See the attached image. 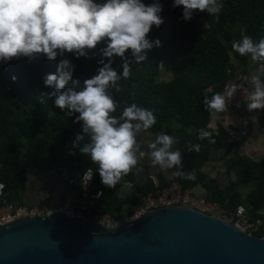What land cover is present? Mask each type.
Returning <instances> with one entry per match:
<instances>
[{
	"label": "trees",
	"instance_id": "trees-1",
	"mask_svg": "<svg viewBox=\"0 0 264 264\" xmlns=\"http://www.w3.org/2000/svg\"><path fill=\"white\" fill-rule=\"evenodd\" d=\"M143 2L150 4L154 0ZM159 2L163 8L160 15L165 22L159 28L153 26L149 38L153 41L159 39L161 46L154 45L148 52L147 60L139 64L128 54L131 75L119 81L121 92L113 91L114 98L119 102L114 115L119 116L123 107L132 102L151 109L156 116V124L148 131L154 135L165 132L181 141L186 154L181 170L194 172L196 178H181L178 182L185 189L195 190L205 182L202 169L214 149L231 148L230 134L225 130H221L216 137L212 135L210 139L214 143L210 139H199L200 130H206L214 118L203 104L204 97L222 93L230 78V53L225 40L232 39L235 29L242 30L257 42L264 38V0H221L224 7L218 19L197 10L190 20L182 18L183 6L173 7V0ZM206 23L208 26L205 28ZM103 46L98 45L94 55L89 53L92 58H76L74 54L65 53L64 57L58 56L56 60L41 56L31 62L23 57L7 63L0 62V162L3 163L0 165V183L5 185V196L9 202L19 200L23 204L22 195L28 182L26 173L38 168L55 171L72 190L80 186L83 173L94 165V188L104 192L97 212L110 213L116 218L124 213V201L117 192V187L123 182H131L130 189L142 193L157 192L176 182L160 179L158 184L152 181L143 187L132 171L115 188L104 186L97 165L79 151V147L88 142V137L79 141L77 148L72 145L76 135L82 132L81 124L74 122L78 113L68 116L53 107L52 99L46 97L44 103L38 99L40 92L54 90L44 85L43 77L54 73L63 58L75 65L73 79L80 78L83 82L97 74L98 67L102 66L98 64L102 58L98 49ZM161 62L163 66H159ZM112 66L118 73L123 71L119 57L114 58ZM166 69L172 74L169 80L163 78ZM13 76L17 78L15 81ZM70 85L71 82L67 86ZM260 123L264 130V112ZM187 128L193 130L186 131ZM192 144H199L200 151L190 152L188 146ZM50 146H53L52 161L46 165L45 154ZM235 161L243 166L248 180L255 183V189L245 201L258 209L264 203V161L247 162L241 158ZM206 185L211 192L208 196L210 201L227 209L240 205L236 194L222 191L217 182ZM40 204L51 208L59 205L52 199ZM2 205L0 198V207Z\"/></svg>",
	"mask_w": 264,
	"mask_h": 264
},
{
	"label": "clouds",
	"instance_id": "clouds-1",
	"mask_svg": "<svg viewBox=\"0 0 264 264\" xmlns=\"http://www.w3.org/2000/svg\"><path fill=\"white\" fill-rule=\"evenodd\" d=\"M178 6H183L184 20H190L197 10L218 19L224 7L221 0H173V7ZM162 10L159 0L150 4L143 0H0V62L22 57L31 62L41 56L56 60L65 53L76 58H92L89 53L94 55L98 45H105L98 49L102 57L98 64L102 66L97 74L83 82L80 78L73 79L75 65L63 58L54 73L43 77L44 85L54 90L40 92L38 99L41 103L46 97L52 99L53 107L68 116L78 113L74 122L81 124L82 132L76 135L72 145L77 148L78 142L88 137L79 151L97 165L101 183L108 188H115L145 158L162 171L175 169L174 177L196 178L194 172L181 170L182 152L173 150L178 138L159 132L147 143V150L142 149L138 137L156 124L151 109L132 102L123 107L119 116L114 115L119 102L113 91L121 92L119 81L131 75L128 54L139 64L147 60L154 45L161 46V41L151 40L149 33L153 26L159 28L165 22L160 15ZM231 48L240 56H250L253 62L260 63L250 76L254 90L247 97L246 107L249 112L264 109V38L257 42L244 35L241 40L233 41ZM115 57L121 58L122 72L118 73L112 66ZM69 82L71 85L67 86ZM237 89V85H231L226 95L217 92L210 98L205 96V108L211 115L225 112ZM132 95L135 96V91ZM211 137V132L200 130L199 139ZM210 142L215 141L210 139ZM188 150L199 152L200 145H189ZM125 183L132 187L131 182Z\"/></svg>",
	"mask_w": 264,
	"mask_h": 264
},
{
	"label": "water",
	"instance_id": "water-1",
	"mask_svg": "<svg viewBox=\"0 0 264 264\" xmlns=\"http://www.w3.org/2000/svg\"><path fill=\"white\" fill-rule=\"evenodd\" d=\"M51 214L0 226V264H264V238L187 207L114 229Z\"/></svg>",
	"mask_w": 264,
	"mask_h": 264
},
{
	"label": "crops",
	"instance_id": "crops-1",
	"mask_svg": "<svg viewBox=\"0 0 264 264\" xmlns=\"http://www.w3.org/2000/svg\"><path fill=\"white\" fill-rule=\"evenodd\" d=\"M244 35H246L244 32L242 33L241 30L235 29L232 39L225 41V43L230 53L229 70L236 75L241 85H249L250 76L257 71L260 63L253 62L250 56H240L231 48L232 42L241 40ZM168 74H171V71L166 69L163 77L165 80H169L172 77V74L171 76ZM261 117V112L257 110L249 112L246 108L242 111L231 109L222 116L213 118L210 124L212 127L208 126L206 131L211 132L214 137L218 136L221 130L228 132L230 134L231 148L214 149L210 160L202 169L206 183L203 182L195 188L199 196L208 197L210 195V189L206 184L213 181L218 183L222 191L229 190L230 194H236L240 200L239 206H243L242 203L246 202L245 200L251 195L252 189H255V183L252 180L251 182L248 180L247 175L243 172V166L235 163V159L241 158L247 162L264 161V130L261 128ZM192 130L193 128L186 129V131L190 132ZM234 131L235 135L237 132V136L233 135ZM154 139L155 135L149 131L141 133L138 137L143 150H147V143ZM176 149L182 152L183 163L186 160V154L180 140L179 143L173 145V150ZM139 168H142L143 171H139ZM174 170L162 171L158 167H153L150 161L145 158L140 162L138 168L133 171L136 174L137 182L144 187L152 181L160 182V179L170 182L179 181L181 178L172 176ZM45 172L47 171L31 172L30 177L27 179L26 191L22 195V205H36L48 199L60 204L65 200L70 189L59 179L55 171H52L49 175H46ZM43 174L45 177H41ZM119 197L124 201L123 210L131 206L132 199L130 200L129 197L123 195ZM248 206L251 205L248 203ZM233 209L228 208V210Z\"/></svg>",
	"mask_w": 264,
	"mask_h": 264
},
{
	"label": "built area",
	"instance_id": "built-area-1",
	"mask_svg": "<svg viewBox=\"0 0 264 264\" xmlns=\"http://www.w3.org/2000/svg\"><path fill=\"white\" fill-rule=\"evenodd\" d=\"M228 74L230 78L226 82L222 94L226 95V89L231 85H237L238 89L228 101L227 110L214 115L216 118L231 109H246L247 97L254 90L251 83L241 85L231 70ZM257 111L262 113L264 109ZM90 175L92 177L89 180ZM94 182L95 170L88 168L82 175L80 186L70 190L65 200L53 208L40 204L18 205L9 202L5 196V185L0 183L3 186L0 188V198L3 201V205L0 207V226L12 223L24 216L50 215L57 211L73 219L89 221L96 226L116 228V226L119 227L129 223L135 220V217H141L151 210L187 207L214 217H221L249 236L264 238V203L258 209L252 206H248V208L237 206L233 210H228L217 202L210 201L208 197L199 196L195 190L185 189L181 182L176 181L171 186L157 192H135L130 208L116 218L110 213L97 212L104 192L102 189H95Z\"/></svg>",
	"mask_w": 264,
	"mask_h": 264
},
{
	"label": "rangeland",
	"instance_id": "rangeland-1",
	"mask_svg": "<svg viewBox=\"0 0 264 264\" xmlns=\"http://www.w3.org/2000/svg\"><path fill=\"white\" fill-rule=\"evenodd\" d=\"M241 32L243 33V31L241 30ZM225 41H227V40H225ZM168 75H170L171 76V74H168ZM166 77H167V75H166ZM167 80V79H166ZM82 143V142H81ZM53 151V146H50V149H49V151L45 154V160H46V165H49V163L52 161V159H51V156H52V152ZM87 157V156H86ZM89 160H90V158L89 157H87ZM1 164H3L2 162H0V165ZM91 168H93L94 170H95V166L94 165H91ZM33 171H43L42 169H40V168H38V169H35V170H30L29 172H27L26 174H27V179L30 177V175H31V172H33ZM47 172H45L46 173V175H49L52 171H49V170H46ZM57 174V173H56ZM57 176H58V174H57ZM41 177H45L44 176V174L43 175H41ZM60 179V178H59ZM61 180V179H60ZM253 190V189H252ZM251 191V190H250ZM117 192H118V194H119V196L120 195H123V196H127V197H129V199L131 200L132 199V194L134 193L133 192V190H131L130 189V187H128L127 186V184H125L124 182L122 183V185H119L118 187H117ZM14 203H16V204H18V205H20V201L19 200H15V201H13ZM243 204V206L245 207V208H248V203L247 202H243L242 203ZM250 204V203H249ZM127 209H129V206H128V208H126L125 210H124V212L125 211H127Z\"/></svg>",
	"mask_w": 264,
	"mask_h": 264
}]
</instances>
